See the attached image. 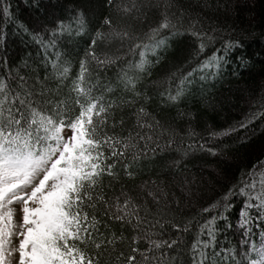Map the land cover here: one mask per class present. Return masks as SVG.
I'll return each instance as SVG.
<instances>
[{
  "label": "snow or ice",
  "instance_id": "snow-or-ice-1",
  "mask_svg": "<svg viewBox=\"0 0 264 264\" xmlns=\"http://www.w3.org/2000/svg\"><path fill=\"white\" fill-rule=\"evenodd\" d=\"M107 2L116 19L105 17L90 38L68 96L47 87L50 78L59 84L69 74L58 54L51 77L43 80L26 71L27 65L0 75V264H264V160L210 199L190 184L181 203L155 180L145 181L135 195L123 183L134 179L141 160L173 146L183 155L200 150L221 157L230 147L227 138L247 142L238 134L264 122V96L253 104L256 110L227 127L209 126L207 137L193 127L194 113L178 109L177 119L188 121L182 134L144 106L137 82L151 74L150 57L159 63V50L170 37H195L197 66L172 73L169 88L160 93L176 107L197 72L219 69L220 49L199 59L214 46L217 29L205 30L202 13L193 14L179 0ZM196 3L204 11L212 8L208 0ZM9 9L5 0L0 16L9 19ZM151 12L158 18H150ZM85 27L78 13L67 22L57 18L51 28L41 24L31 38L47 52L59 37L82 35ZM237 46L228 41L223 50ZM89 61L112 69L116 89L131 99H106L113 88L97 89L86 78L93 71ZM175 78L179 84L173 92ZM204 107L213 108L211 102ZM237 200L239 239L234 246L221 245L218 222L233 227L228 219Z\"/></svg>",
  "mask_w": 264,
  "mask_h": 264
},
{
  "label": "trees",
  "instance_id": "trees-1",
  "mask_svg": "<svg viewBox=\"0 0 264 264\" xmlns=\"http://www.w3.org/2000/svg\"><path fill=\"white\" fill-rule=\"evenodd\" d=\"M208 2L212 8L204 11L196 0H179L193 14L202 13L205 30L211 32L217 29L214 46L206 48L199 59L203 60L220 49L218 55L222 61L219 69L197 72L192 82L186 85L182 102L176 107L169 106L160 93L169 88L167 81L172 73L190 71L191 67L197 66L193 57L198 46V41L192 36L170 37L166 47L159 50V63H155V57H150L154 65L150 69L151 74H144L137 82V91L142 94V102L150 112L162 121H171L183 134L188 121L177 119V111H191L196 116L193 127L203 137H207L209 126L213 130H220L240 119L243 113L256 110L253 104L264 96V0ZM4 3L5 0H0V6ZM7 4L10 5V18L0 16V75L9 68L15 71L17 66L27 65L26 71L43 80L46 75L51 77V63L58 54L61 63L66 64L70 71L62 83L58 84L50 78L47 87L62 98L68 96L73 80L80 73V61L85 59L90 38L105 17L116 19L114 9L107 0H7ZM217 4L223 7H217ZM78 13H83L85 19L86 27L82 35L65 34L55 41V48L49 47L47 52L33 42L31 33L41 24L51 28L57 18L67 22ZM149 16L158 18L155 12L149 13ZM228 41L234 45L239 42V46L225 51L223 45ZM103 50L102 46L97 47V54ZM88 64L93 71L86 74V78L90 77L97 89L105 86L113 88L114 94L106 93V99L115 100L122 95L125 99H131L130 95L116 89L112 69L96 68L93 61ZM201 75L207 78L202 80ZM178 84V78L172 80L170 86L173 92ZM205 102H211L213 108L205 109ZM238 135L246 137L247 142L241 143L236 136L227 138L224 143L230 147L221 157H212L200 150H189L188 155H183L176 146L154 156L149 155L138 164L134 179L124 178L123 183L129 190L135 189V195L145 181L155 180L170 193L181 197V203L182 190L188 184L193 192L203 193L205 199L215 197L219 189L235 183L258 160H264V122L256 121ZM199 143L204 141L200 140ZM208 146L216 145L209 143ZM240 207L241 203L237 200L235 208L229 213L228 222L233 225L231 229L225 226V222H218L221 245L234 246L239 239L237 224Z\"/></svg>",
  "mask_w": 264,
  "mask_h": 264
},
{
  "label": "rangeland",
  "instance_id": "rangeland-1",
  "mask_svg": "<svg viewBox=\"0 0 264 264\" xmlns=\"http://www.w3.org/2000/svg\"><path fill=\"white\" fill-rule=\"evenodd\" d=\"M17 208H19V206H17ZM19 215H20V213L18 212V213H17L18 218H19ZM14 243H18V241H16V240L14 239ZM17 256H18V253H17Z\"/></svg>",
  "mask_w": 264,
  "mask_h": 264
}]
</instances>
